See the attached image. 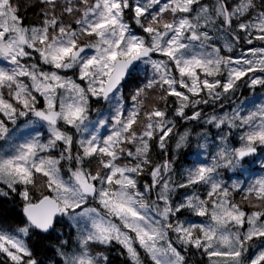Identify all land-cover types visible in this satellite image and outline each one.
Here are the masks:
<instances>
[{
    "label": "snow or ice",
    "instance_id": "6c2138e0",
    "mask_svg": "<svg viewBox=\"0 0 264 264\" xmlns=\"http://www.w3.org/2000/svg\"><path fill=\"white\" fill-rule=\"evenodd\" d=\"M0 264H264V0H0Z\"/></svg>",
    "mask_w": 264,
    "mask_h": 264
}]
</instances>
